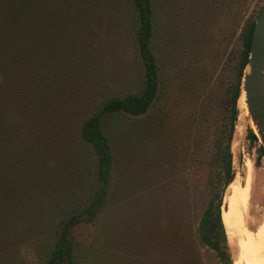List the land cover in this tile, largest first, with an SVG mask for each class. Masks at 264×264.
<instances>
[{
    "label": "trees",
    "instance_id": "16d2710c",
    "mask_svg": "<svg viewBox=\"0 0 264 264\" xmlns=\"http://www.w3.org/2000/svg\"><path fill=\"white\" fill-rule=\"evenodd\" d=\"M215 1L227 8L224 28L211 11L202 21H171L155 39L154 0H0V264H29L23 246L36 264H96L72 229L97 218L120 161L145 153L153 168L172 175L180 165L206 166L209 185L192 235L183 211L169 215L162 257L156 231L148 264H233L222 199L262 5L246 15L249 0ZM125 39L139 60L140 84L105 92L104 63ZM219 64L216 78L230 71L229 80L216 104L220 115L206 122L198 114L203 106L213 112ZM247 137L257 141L249 127ZM85 150L94 155L96 182Z\"/></svg>",
    "mask_w": 264,
    "mask_h": 264
},
{
    "label": "rangeland",
    "instance_id": "374dc122",
    "mask_svg": "<svg viewBox=\"0 0 264 264\" xmlns=\"http://www.w3.org/2000/svg\"><path fill=\"white\" fill-rule=\"evenodd\" d=\"M218 2L206 0V6L203 4L199 6L195 0H154L156 8L155 39L163 36L171 26V21L175 22L181 19H189L191 22L194 19L202 21L211 14V11V18H216L218 26L224 28L223 22L227 15V13L225 15L227 8ZM222 2L225 3L226 0ZM263 4L264 0H249L246 15L256 12ZM219 7L220 10L216 9ZM122 25H126V21H123ZM119 32L123 33L122 27ZM132 49V41L130 40L129 44V39H125L122 47L118 46L116 49L117 52H109L107 61L110 63L106 64V61L103 66L104 73L101 72V82L104 86L108 85V88L104 89L105 92L116 94L119 89L126 88L124 84L127 86L140 84L139 60L134 56ZM220 65L212 78L214 81L211 93L212 103L214 102L213 112L210 110L211 113H209V108L203 106L204 113L198 114L206 122L207 119H210L209 117L220 115L217 114L216 104L221 106V95H223L224 86L229 80L226 76L230 71L223 78H216L220 71ZM198 106L201 107L202 103H199ZM210 121L208 122L210 123ZM206 122L204 121L203 125ZM236 125H239L238 116ZM236 125L230 146L232 170L235 171L234 180H238L249 189L248 223L252 228H255L264 213V150L258 139L257 141L248 139L249 126L245 121H242L240 129H237ZM138 148L146 149L145 143L140 144ZM260 148L262 154L259 153ZM83 156L89 161L91 180L96 182L94 155L85 150ZM247 159L251 161V174L248 182L245 181L244 166ZM120 163L122 165L118 169L117 175L114 173L111 178V192L97 218L91 223L84 222L74 226L71 233L78 246L94 250L93 254L97 258L96 264H148L151 236L156 231L158 237L162 238V242L158 243L159 248H157L158 256L162 257L163 243H166L163 242L165 229L161 235L164 228L162 223H166L165 220L169 215L177 218L183 211L188 222L187 230L192 235L209 188L208 175L204 172L206 166L197 170L189 165H180L172 175L166 171L165 167L161 166L157 170L153 168L146 159V153L141 157L129 154ZM117 180L120 181L116 182ZM229 185L224 190L221 210L227 209L225 200L230 191ZM230 247L233 264H241L236 260L235 246L231 243ZM20 251L29 264H36V257L27 246H23ZM203 263L209 264L205 260ZM158 264H161V261Z\"/></svg>",
    "mask_w": 264,
    "mask_h": 264
},
{
    "label": "bare ground",
    "instance_id": "6f19581e",
    "mask_svg": "<svg viewBox=\"0 0 264 264\" xmlns=\"http://www.w3.org/2000/svg\"><path fill=\"white\" fill-rule=\"evenodd\" d=\"M237 107L239 124L236 125L237 129H240L242 121H245L249 127L255 130L246 109L243 91L239 94ZM244 166L245 181L248 182L251 174V161L247 159ZM229 184L230 191L225 200L227 209H223L221 212L228 243L235 246L236 260L241 264H264V213L255 228H252L248 223L247 215L250 200L248 187L234 179Z\"/></svg>",
    "mask_w": 264,
    "mask_h": 264
},
{
    "label": "water",
    "instance_id": "95a60500",
    "mask_svg": "<svg viewBox=\"0 0 264 264\" xmlns=\"http://www.w3.org/2000/svg\"><path fill=\"white\" fill-rule=\"evenodd\" d=\"M241 91L244 93L246 109L255 130L249 128L261 142L264 150V4L254 20L250 50L242 71L239 94ZM236 109L238 113L237 106ZM234 178L235 171L232 170L230 182Z\"/></svg>",
    "mask_w": 264,
    "mask_h": 264
}]
</instances>
